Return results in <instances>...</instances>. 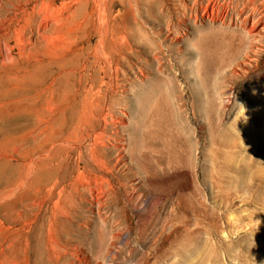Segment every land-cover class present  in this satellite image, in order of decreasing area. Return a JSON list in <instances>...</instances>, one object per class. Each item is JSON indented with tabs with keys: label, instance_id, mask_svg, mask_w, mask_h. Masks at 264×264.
<instances>
[{
	"label": "rangeland",
	"instance_id": "1",
	"mask_svg": "<svg viewBox=\"0 0 264 264\" xmlns=\"http://www.w3.org/2000/svg\"><path fill=\"white\" fill-rule=\"evenodd\" d=\"M102 28L109 199L93 162L53 189L41 157L88 55L63 46ZM0 264H264V0H0Z\"/></svg>",
	"mask_w": 264,
	"mask_h": 264
},
{
	"label": "bare ground",
	"instance_id": "2",
	"mask_svg": "<svg viewBox=\"0 0 264 264\" xmlns=\"http://www.w3.org/2000/svg\"><path fill=\"white\" fill-rule=\"evenodd\" d=\"M91 18V14H88L84 17V21L87 24H90ZM68 21L76 26L75 30H79L82 25L72 16L68 17ZM36 22L39 28H41V24L38 23L37 19H34V23ZM47 27L48 25L45 28ZM108 30H105L104 28L100 30V33L98 34L99 41L96 45L88 43L90 37L85 39L79 35L69 36L68 42L64 44L63 47L68 51L69 49L71 50L74 48L75 50H78L77 48L83 43V45H81L83 47L82 49L86 50L88 55L86 56L85 61L79 65H63V70L61 72L63 84L60 88L50 87L48 89L52 98L57 95L60 101L65 103V105L60 109L61 111L59 110L57 113H47L44 117L42 139L43 154L41 155L43 167H52L51 162L54 160H58L59 164L63 161L67 164L64 168L63 175L58 176L55 184L52 185L53 189L57 188V185L67 181L71 171H74L83 165L84 168H89L93 162L90 169L95 172L96 176L99 175L103 186H99L98 189H101V191L103 189V193L105 192L107 199L111 196L110 190H107L106 188H110L111 185H105V182L108 181L106 175L107 172H109L108 169H110L105 157L109 154L108 147L110 145L108 146V140L112 137L107 134L108 132L106 130L110 123L109 116L111 115L108 101L109 92L111 90L110 88L113 85L114 79H117L116 75H113L114 77L111 76V73L115 70V56L108 44V41L112 36H110ZM82 39H85V42H83ZM47 43L50 44L51 42L49 41ZM85 44L87 45L84 46ZM51 49L52 47H47L48 51ZM77 52L76 55L78 54ZM115 73L118 75L119 69H117ZM109 77H111L110 80L107 79ZM60 105L61 104H58L59 107ZM62 112L63 115H61ZM120 121L121 120H118V124H126V122ZM134 136L135 139L132 141L131 138L129 141V152L132 157L136 159L140 154L143 152L146 154V152L141 149L142 145L138 141V133ZM110 144L112 143L110 142ZM126 147L127 146H122V149H128ZM147 154L153 155V153ZM37 176L38 175H28V179L31 177L33 179L32 183H34ZM89 190H92V186H89ZM61 192H63V190H61ZM102 199L106 202L105 198ZM99 202L100 201L98 200L97 203ZM141 232L143 233L142 230Z\"/></svg>",
	"mask_w": 264,
	"mask_h": 264
}]
</instances>
